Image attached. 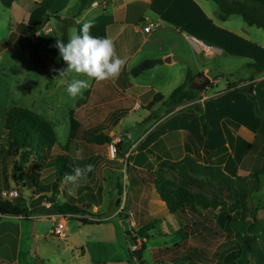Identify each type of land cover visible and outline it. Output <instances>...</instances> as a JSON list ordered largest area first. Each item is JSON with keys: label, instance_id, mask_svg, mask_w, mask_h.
I'll return each mask as SVG.
<instances>
[{"label": "rangeland", "instance_id": "obj_1", "mask_svg": "<svg viewBox=\"0 0 264 264\" xmlns=\"http://www.w3.org/2000/svg\"><path fill=\"white\" fill-rule=\"evenodd\" d=\"M28 1L32 0H0V109L18 106L41 117L52 127L60 147L54 148V154L69 156L73 168H84L91 164L93 171L87 174L86 180L81 179L76 184L65 180L54 182L51 174L44 171L43 180L39 183L43 188H32L28 181L19 178L20 175H25L26 169L14 175L12 160L0 155V201L22 205L23 201L35 204L51 200L57 205L76 207H68L69 213L64 217L72 220L63 237H56L49 233L51 223L49 217H43L46 216L45 210L36 205L32 214H42L43 220L37 226L33 220L24 224L31 228V234L29 230L24 231L21 257H31V264H189V261L169 263L168 259L173 257L174 251H178V256L182 258L187 247H206L212 262L220 264L221 257L228 248L240 242L246 234L255 236L254 244L262 250L264 173L257 177L250 172L249 175L232 179L224 175L220 168L196 164L192 158L161 162L150 169L137 170L131 167L128 156L136 139L134 132H142V124L137 122L138 117L145 114L146 107L139 113H130L125 117L126 129L115 130L113 120L103 119V116L106 112L128 107V102L118 97L121 101L113 98V102L96 105L95 99L85 94L87 90L83 91L82 96L71 98L66 92V81L72 76L87 78L75 73L59 78L58 72L67 67L66 63L56 69L41 68V65L53 63L59 55L48 43H51V37H57L65 28L68 29V36L74 31L71 27L63 26L60 19L75 16L80 0L67 1L69 11L65 12L57 7L63 0H41L40 5L50 8L48 16L45 17L38 11L33 18L34 23L27 19L23 22V17L32 10V4ZM208 3L216 11L215 4L211 1ZM22 7L24 15L19 13ZM45 18L47 19L44 21ZM214 18L218 21L216 16ZM235 19L243 23L240 16H235ZM43 21L44 24L47 23L44 29H27L29 23L36 25ZM257 31L264 39V32ZM30 54L35 57L36 62L32 61ZM223 60L218 55H198L199 64L209 70L211 79H219L221 85L218 89H222L227 82L237 80L236 75L231 76L232 73L217 69L225 64ZM136 67L129 68L133 70ZM152 75L146 74L139 81H148L154 77ZM90 83L91 81L89 86ZM218 89L213 88L215 91ZM145 100L144 98L143 102ZM251 103L255 116H261L257 114L252 100ZM71 110L75 111L72 116L75 124L72 128L69 114ZM188 120L187 126L193 129V120ZM98 134L108 138L109 142L97 145L89 141L91 135ZM0 143H4V138L0 137ZM158 171L162 172L173 187L184 189L192 200L223 205L228 211L235 206L239 208L235 223H220L216 227L217 235H212L206 244L192 240L180 243L176 233L182 224L161 214L156 216L160 222L145 231L146 240L135 243L133 237L145 225H141L140 220L142 223L151 219L147 215L148 201L151 199L155 179L150 173ZM47 181L49 182L45 183ZM52 185L56 186V194L53 193ZM13 190L17 192V198L6 201L4 195ZM253 216L258 225L250 231ZM79 220L92 224L84 225ZM33 227L38 228L39 236L36 238ZM262 259L258 257L257 260L260 262Z\"/></svg>", "mask_w": 264, "mask_h": 264}, {"label": "crops", "instance_id": "obj_2", "mask_svg": "<svg viewBox=\"0 0 264 264\" xmlns=\"http://www.w3.org/2000/svg\"><path fill=\"white\" fill-rule=\"evenodd\" d=\"M40 1H28L32 4V10L23 17V22L27 19L28 22L31 20L30 22L34 23V19H31L34 11L48 16L50 8L45 6V10L41 11ZM67 1L69 0H63L62 4L57 6L62 8L63 12L69 11ZM252 1L264 7V0ZM208 2L101 0L95 1L79 16H67L60 20L63 26L73 28V32L85 21L105 22L106 38L112 40L116 54L125 60L117 78L101 82L92 80L87 89V95L95 99L96 105L113 102V98L121 101L118 97L128 102V107L106 112L103 116V119L113 120L115 130L126 129L125 117L130 113H139L152 103L157 94L166 99L177 87L185 84L187 72L194 73L193 82L199 81L198 77L202 75L210 80V85L203 89L195 100L173 109H169L163 101L155 104L150 110L146 109L145 114L138 117L137 123L142 124V132H134L136 139L128 156L131 167L137 170L150 169L161 162L192 158L184 150L183 139L187 134L201 152L225 151L218 161L219 168L227 177L240 178L250 172L261 177L264 173V69L256 70L251 65L264 62V39L257 31L260 29L248 27L244 21L238 22L235 16L225 22L216 21V11ZM19 13L24 15L23 7ZM44 21L40 26L30 23L28 25L27 22V29H44L47 26ZM149 25L152 29L148 33L144 32V28ZM63 31L68 33L66 28ZM63 31L57 37L51 31L54 37H51V43H48L55 48L53 51L58 52L55 45L61 40ZM192 38L204 45L215 47L216 56L226 61L223 60L225 64L217 69L232 73L231 76L236 75L237 80L227 82L222 89H218L221 85L219 79H211L209 70L199 64L198 55L205 53L199 46L191 43ZM147 60L159 61L160 64L144 71L142 75L132 76V68L129 67H136ZM146 74H153L154 77L140 82L139 78ZM248 86L252 87L259 99L262 110L259 117L255 116L247 93L239 90ZM248 92H251V89H248ZM144 98L146 100L143 102ZM71 111L75 114L74 110ZM201 115L204 116L208 127L206 133L203 132ZM188 119L193 120V129L187 126ZM224 121L237 125V129L228 127L224 130ZM22 203V208L27 210L28 207V221L12 216L0 217V264H31V257H21L24 231L29 230L31 234V228L24 224L33 220L37 226L43 217H49L51 234L57 218L61 216L48 202ZM36 205L45 210L46 216L32 214ZM161 214L182 224L175 216H170L166 205L153 188L147 215L157 220L156 216ZM71 220H67V229ZM32 231L35 238L39 236L37 227H33Z\"/></svg>", "mask_w": 264, "mask_h": 264}, {"label": "trees", "instance_id": "obj_3", "mask_svg": "<svg viewBox=\"0 0 264 264\" xmlns=\"http://www.w3.org/2000/svg\"><path fill=\"white\" fill-rule=\"evenodd\" d=\"M95 1L101 0H80L76 15L79 16ZM206 1H211L215 4L218 21L225 22L231 16H240L248 27H254L264 32V7L256 2L252 0ZM39 8L41 11L45 10V7L42 5ZM37 12L38 11H34L32 13L31 19L34 18V15ZM81 26L82 24L77 26L76 32H78ZM90 34L96 37L106 38V23L94 22L93 27L90 29ZM68 37V33L63 31L61 41L67 42ZM30 58L33 62H36L35 57L31 54ZM63 62L64 61L60 58V55H58L53 63L41 65V68L46 69L47 67H51L56 69L62 65ZM159 64L160 62L155 60L144 61L131 71V75L137 77L144 71ZM251 67L256 70L264 69V62L259 65H251ZM192 82L193 76L190 72H187L185 84L177 87L166 99L162 95L157 94L152 103H150L146 109L150 110L155 104L163 101L168 108L173 109L195 100L202 90H192L190 88ZM248 89H251V92H248ZM239 90L243 93H247L249 98L254 102L257 114L261 115L259 99L252 87L248 86L240 88ZM85 94L87 95L88 91H86ZM194 107L198 108L197 105H194ZM69 114L72 128L75 124V121L72 118L74 112L70 111ZM200 120L202 122L203 132L206 133L208 127L204 122L203 115L200 116ZM228 127H231L234 130L237 129V125L229 121H224V130L228 129ZM0 137L4 138V143H0V155L5 159L12 160V172L14 175H17L26 169L25 175H20L19 178L28 181L32 188H43L39 186V183L43 180L42 174H44V171L51 174V178L54 182L64 180L66 174H72V161L67 155L61 153L54 154V148H60L57 144L55 133L50 124L38 115L18 106H10L5 109H0ZM183 140L184 150L192 156L193 162L205 167L219 168L218 159L223 155V152H225L224 150L201 152L191 136L186 134ZM89 141L97 145H103L108 143L109 139L98 134L91 135ZM56 170H58V172H56ZM150 174L154 175L155 180L153 181V185L161 201L166 205L169 213L182 222V227L176 233V237L180 240V243L192 240L196 243L206 244L212 235H217L216 227L220 225V223H224V225L235 223L236 217L240 212L239 208H236V206L230 208L228 211L223 205L204 203L194 199L192 200L184 189L173 187L172 184L163 177L161 171ZM48 182L49 181L45 183ZM52 187L54 188L53 193L56 194V186L52 185ZM48 203L52 204L54 209L61 216L69 213L68 207L72 209L76 208L70 205H57L51 200ZM22 206L23 205L21 204L0 201V217L12 216L28 221V211L25 208H22ZM218 208L220 209L216 214L215 212ZM251 219L252 222L249 225L250 231L258 225L255 216L251 217ZM79 222L84 225L92 224L85 220H79ZM158 222L159 221L156 219L142 222L141 225H145L140 232L133 237L134 242L137 243L139 240H146L145 231L154 227ZM254 237L255 236L249 234L244 235L240 242L235 243L228 248L221 257L222 263L220 264H254L253 261L257 264H261L260 262H263L262 264H264V248L260 250L255 246L254 243L256 238ZM179 254L178 251H174L172 253L173 257L168 259L169 263H179L181 261H184L183 263H188L189 261V264H218L212 262L206 247H187L184 250L183 259L178 256ZM258 257L263 258L262 261L259 262L257 260ZM138 259H140V256Z\"/></svg>", "mask_w": 264, "mask_h": 264}, {"label": "clouds", "instance_id": "obj_4", "mask_svg": "<svg viewBox=\"0 0 264 264\" xmlns=\"http://www.w3.org/2000/svg\"><path fill=\"white\" fill-rule=\"evenodd\" d=\"M92 27V21H85L78 32L69 35L67 42L58 40L55 45L67 65L58 72L59 78L72 73L83 74L87 78L72 76L66 81V92L71 98L82 96L92 80L101 82L117 78L125 64V60L116 54L112 40L91 35ZM92 171L91 164L84 168L76 167L72 169V174L65 175L64 180L76 184L81 179L86 180L87 174Z\"/></svg>", "mask_w": 264, "mask_h": 264}, {"label": "built area", "instance_id": "obj_5", "mask_svg": "<svg viewBox=\"0 0 264 264\" xmlns=\"http://www.w3.org/2000/svg\"><path fill=\"white\" fill-rule=\"evenodd\" d=\"M151 29H152V26L149 25L144 28V32L148 33ZM191 43L199 46V48H201L208 57H212L216 55L217 53L215 48L199 43L198 40L194 38L191 39ZM112 151L114 153L115 149L113 148ZM4 197L6 201H10L11 199L17 198V192L14 190L10 191L7 195H4ZM66 229H67V218L64 216H59L57 218L56 225L51 230V234L56 237H63Z\"/></svg>", "mask_w": 264, "mask_h": 264}, {"label": "water", "instance_id": "obj_6", "mask_svg": "<svg viewBox=\"0 0 264 264\" xmlns=\"http://www.w3.org/2000/svg\"><path fill=\"white\" fill-rule=\"evenodd\" d=\"M198 79L199 81L191 83L190 88L192 90L201 91L210 85V80L208 77L202 75L199 76Z\"/></svg>", "mask_w": 264, "mask_h": 264}]
</instances>
